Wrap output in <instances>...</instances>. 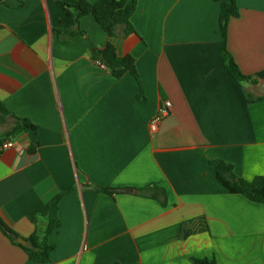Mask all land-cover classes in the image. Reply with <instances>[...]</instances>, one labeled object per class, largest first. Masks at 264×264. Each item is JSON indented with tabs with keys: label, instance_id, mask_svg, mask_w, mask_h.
I'll list each match as a JSON object with an SVG mask.
<instances>
[{
	"label": "crops",
	"instance_id": "0c3cea01",
	"mask_svg": "<svg viewBox=\"0 0 264 264\" xmlns=\"http://www.w3.org/2000/svg\"><path fill=\"white\" fill-rule=\"evenodd\" d=\"M237 3L226 46L254 74L264 69V0ZM218 13L213 0H137L134 33L109 36L86 15V35L66 43L52 33L63 15L55 0H0V100L37 127L18 139L22 152L0 149V221L27 237L45 225L31 218L66 191L50 264H264V203L228 193L209 164L264 175V99L248 104V84L226 69ZM90 42L134 57L144 101L132 74L115 78L92 60ZM152 182L164 206L134 189ZM0 264L39 263L0 230Z\"/></svg>",
	"mask_w": 264,
	"mask_h": 264
},
{
	"label": "trees",
	"instance_id": "16d2710c",
	"mask_svg": "<svg viewBox=\"0 0 264 264\" xmlns=\"http://www.w3.org/2000/svg\"><path fill=\"white\" fill-rule=\"evenodd\" d=\"M218 4V28L221 35L220 55L222 61L229 74L242 86L243 84L255 85L258 80L264 77V69L254 74H243L238 68L232 55L227 49V25L230 18L239 16V7L237 0H213ZM58 7L63 10V15L58 23L52 28L54 36L68 43L77 34L86 35V32L80 28V18L90 15L109 36H126L134 33V29L130 23V16L135 10L137 0H97L89 2L88 0H77L73 3L55 0ZM76 27L74 28V26ZM120 30V33L119 31ZM90 47L95 48L90 52L93 61H100L105 68L115 78L121 77L124 73L132 74L139 83V92L137 98L141 101L145 100L141 89V83L138 77L135 59L131 54L122 56L117 55L115 47L111 43H107L102 48H96L92 42ZM103 59L100 60L99 57ZM245 97L248 104L264 99L263 95L255 93L251 88H245ZM8 118L11 123L0 132V144L6 139H20L28 132H37V127L26 117H19L11 112L5 104L0 100V126ZM37 142L31 145L30 150L33 151ZM216 180L230 194H240L245 198L264 203V175H257L251 180H246L237 176L233 170V165L219 158L209 160ZM97 191L112 195L114 191L111 187L94 186ZM137 193L156 199L161 205L166 204V193L164 189L152 182L143 187L134 188ZM66 191L55 195L47 204L45 212L35 214L31 220L36 224L38 219H42L45 223L44 227L35 225L33 232L27 237H21L14 232L9 226L0 221V230L15 245L19 246L27 255L28 259L39 264H50L51 252L54 245L48 241V236L52 231L57 229L61 222L58 217V203L62 195ZM189 231L182 230V237H186ZM14 234L15 236H12ZM17 237H21L25 244L16 241ZM191 264H216L213 258L190 256Z\"/></svg>",
	"mask_w": 264,
	"mask_h": 264
},
{
	"label": "built area",
	"instance_id": "2783aa9c",
	"mask_svg": "<svg viewBox=\"0 0 264 264\" xmlns=\"http://www.w3.org/2000/svg\"><path fill=\"white\" fill-rule=\"evenodd\" d=\"M96 64L99 65L101 68H105V66L103 65V63H101L100 61H96ZM170 107V102L169 101H165L158 109V111L156 112V114L151 118L150 120V130L152 133H155L157 130V126L159 124V122L162 120V118L164 116L167 115L168 113V108ZM20 140L18 139H6L4 140L1 144H0V149H5V148H15L17 147L18 150L20 152L23 151L22 146L19 143Z\"/></svg>",
	"mask_w": 264,
	"mask_h": 264
},
{
	"label": "water",
	"instance_id": "95a60500",
	"mask_svg": "<svg viewBox=\"0 0 264 264\" xmlns=\"http://www.w3.org/2000/svg\"><path fill=\"white\" fill-rule=\"evenodd\" d=\"M76 26V25H75ZM74 26V27H75ZM94 50V48L92 49ZM100 60L103 59L102 56L99 57ZM252 89L254 92L260 95H264V77L260 78L258 82L252 86ZM114 192H132V188H113L112 189ZM12 236H15L14 234H11ZM16 241L20 244H25V241L21 237H17Z\"/></svg>",
	"mask_w": 264,
	"mask_h": 264
},
{
	"label": "rangeland",
	"instance_id": "374dc122",
	"mask_svg": "<svg viewBox=\"0 0 264 264\" xmlns=\"http://www.w3.org/2000/svg\"><path fill=\"white\" fill-rule=\"evenodd\" d=\"M246 87H247V89L249 90V89L251 88V85L248 84Z\"/></svg>",
	"mask_w": 264,
	"mask_h": 264
}]
</instances>
